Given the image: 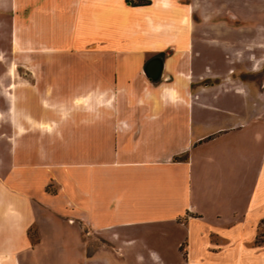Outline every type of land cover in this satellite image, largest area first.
I'll return each instance as SVG.
<instances>
[{
	"label": "crops",
	"instance_id": "1",
	"mask_svg": "<svg viewBox=\"0 0 264 264\" xmlns=\"http://www.w3.org/2000/svg\"><path fill=\"white\" fill-rule=\"evenodd\" d=\"M10 2L19 28L29 2L30 28L60 51L46 62L52 92L93 105L83 120L29 135L15 124L10 149L0 137V264H264L255 241L264 219V0L0 6ZM174 11L190 25L167 27ZM167 44L151 79L144 64ZM65 212L97 233L39 255L49 237L41 225Z\"/></svg>",
	"mask_w": 264,
	"mask_h": 264
},
{
	"label": "rangeland",
	"instance_id": "2",
	"mask_svg": "<svg viewBox=\"0 0 264 264\" xmlns=\"http://www.w3.org/2000/svg\"><path fill=\"white\" fill-rule=\"evenodd\" d=\"M21 10L22 25L19 28L15 25L14 3L0 6V137L6 138L7 149L13 145L11 140L14 137L15 124L19 127L17 133L29 135L28 129L43 127L44 123L48 124L47 121L59 125L63 122L75 121L77 116L83 120L84 115L92 111L93 105L92 98L62 97L57 92H52V85L45 81L46 62L49 58L60 56V51L39 40L37 33L30 28L34 23L28 15L29 2L23 4ZM174 13L175 11L171 14L167 13V21H165L167 27L190 25L186 17L177 20ZM131 16L135 20L141 19L136 11L131 13ZM154 24L158 23L154 21ZM174 37L172 33L166 34L165 40L171 43L174 42L172 40ZM168 45L159 53L165 55L168 52ZM259 73H264V66ZM38 187V182L33 183V190H37ZM45 189L52 191L54 186L49 183ZM68 214L69 212L60 213L54 217V221L48 220L41 225L42 232L49 237L38 244L36 252L39 255H44L46 251L75 250L79 245L77 237L97 233L92 227L90 230L86 225L81 227L79 219L74 215H71L72 219L69 220ZM68 220L69 223L66 222ZM27 232L35 240L36 226L30 225ZM258 233L264 238V219L259 223Z\"/></svg>",
	"mask_w": 264,
	"mask_h": 264
},
{
	"label": "water",
	"instance_id": "3",
	"mask_svg": "<svg viewBox=\"0 0 264 264\" xmlns=\"http://www.w3.org/2000/svg\"><path fill=\"white\" fill-rule=\"evenodd\" d=\"M163 68V57L155 55L147 59L144 64V72L151 79H157L161 75Z\"/></svg>",
	"mask_w": 264,
	"mask_h": 264
},
{
	"label": "trees",
	"instance_id": "4",
	"mask_svg": "<svg viewBox=\"0 0 264 264\" xmlns=\"http://www.w3.org/2000/svg\"><path fill=\"white\" fill-rule=\"evenodd\" d=\"M126 1H129L131 3H148V2H150V0H138V1L126 0ZM255 241L258 242V243L264 242V238H261L259 236V233H257Z\"/></svg>",
	"mask_w": 264,
	"mask_h": 264
},
{
	"label": "bare ground",
	"instance_id": "5",
	"mask_svg": "<svg viewBox=\"0 0 264 264\" xmlns=\"http://www.w3.org/2000/svg\"><path fill=\"white\" fill-rule=\"evenodd\" d=\"M14 68H15V64L13 65V70H14ZM15 85V83L13 84V86ZM87 104H88V102H86ZM52 121V120H51ZM51 122H49L48 124H45V126H47V127H51V124H50ZM53 123V122H52Z\"/></svg>",
	"mask_w": 264,
	"mask_h": 264
},
{
	"label": "flooded vegetation",
	"instance_id": "6",
	"mask_svg": "<svg viewBox=\"0 0 264 264\" xmlns=\"http://www.w3.org/2000/svg\"><path fill=\"white\" fill-rule=\"evenodd\" d=\"M157 55H159V56H162V54L161 53H158ZM155 56V55H154Z\"/></svg>",
	"mask_w": 264,
	"mask_h": 264
},
{
	"label": "clouds",
	"instance_id": "7",
	"mask_svg": "<svg viewBox=\"0 0 264 264\" xmlns=\"http://www.w3.org/2000/svg\"><path fill=\"white\" fill-rule=\"evenodd\" d=\"M174 103H179V101H174Z\"/></svg>",
	"mask_w": 264,
	"mask_h": 264
}]
</instances>
